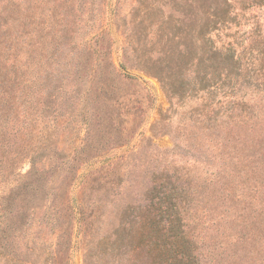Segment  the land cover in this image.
I'll return each mask as SVG.
<instances>
[{"label": "rangeland", "instance_id": "obj_1", "mask_svg": "<svg viewBox=\"0 0 264 264\" xmlns=\"http://www.w3.org/2000/svg\"><path fill=\"white\" fill-rule=\"evenodd\" d=\"M195 1L0 0V87L14 105L3 142L18 157L16 173L29 170V151L38 169L27 186L32 209L9 231L8 256L20 264H153L132 235L136 216L161 174L193 165L183 183L195 185L187 199L196 264H264V206L247 179L223 175L204 132V94L191 91L184 62L165 64L166 44L152 37L190 32L202 5ZM263 20L264 5L251 6L235 30ZM102 31L105 54L96 60L86 48ZM154 72L174 76L180 96L170 99ZM79 202L83 215L71 219Z\"/></svg>", "mask_w": 264, "mask_h": 264}, {"label": "trees", "instance_id": "obj_2", "mask_svg": "<svg viewBox=\"0 0 264 264\" xmlns=\"http://www.w3.org/2000/svg\"><path fill=\"white\" fill-rule=\"evenodd\" d=\"M199 1L202 5L197 7L198 18L190 32L171 37L165 35V38L154 35L152 37L166 44L159 52L165 56V64L171 65L174 60L184 62L188 74L192 76L191 91L204 94L203 100L207 106L205 118L209 123L204 132L212 142L211 148H215L217 155L214 157L220 158L224 165L223 175L227 173L226 176L247 179L249 185L253 184L256 205L263 207L264 20L263 23L258 22L252 26L248 32L240 33L235 27L238 25V18L241 23L246 10L251 6H263L264 0ZM195 2L191 0V5H196ZM20 11L21 9L15 13ZM7 25L9 24L2 27ZM95 36L94 45L88 44L86 51L98 60L105 54L97 48L104 32ZM129 52L127 49L123 50L124 58ZM121 66L126 67L125 61ZM151 73V70H147V74ZM161 75L157 72L155 74L166 95L170 99L180 96L178 87L172 83L174 76ZM130 79L136 80L131 77ZM1 85L7 86V82L1 81ZM218 94L224 99L219 104L220 113L214 111V101ZM11 101L10 94L0 87V264H20V259L7 255L11 252H6V247L10 244L9 231H12L13 224L23 223L31 211L32 208L28 207L30 200L27 196V186L38 173L31 151L27 154L29 170L16 173L14 169L18 157H10L8 142H3L7 134V130L4 131L8 117L6 113L9 114L14 107ZM135 111L136 108L128 107L129 117L135 116ZM25 117L22 116V119L25 120ZM192 167L193 165H189L185 172H182L183 169H177L174 173L168 171L169 174H161V178L149 191L153 196H150L147 205L140 209L136 216V230L132 235L141 240L138 251L151 255L153 264H196L193 256V237H190L188 232V205L192 200L187 199L193 194L195 185L189 186L187 191L183 183L185 178L191 176ZM210 181L212 180H208V187L211 185ZM259 195L263 198H259ZM83 207V202L71 207V219L83 215ZM57 238L60 241L55 243V246H59L62 236ZM56 251L57 247L49 248L48 255L53 258ZM31 252L33 254L36 251L32 248Z\"/></svg>", "mask_w": 264, "mask_h": 264}]
</instances>
